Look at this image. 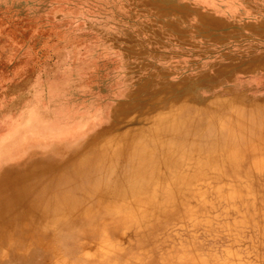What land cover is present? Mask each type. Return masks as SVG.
<instances>
[{"label":"rangeland","instance_id":"1","mask_svg":"<svg viewBox=\"0 0 264 264\" xmlns=\"http://www.w3.org/2000/svg\"><path fill=\"white\" fill-rule=\"evenodd\" d=\"M185 110L198 122L176 129ZM233 112L246 128L218 149ZM263 116L264 0H0V168L108 164L107 192L57 223L18 207L0 264H264ZM27 140L39 150L8 159ZM149 159L153 185L116 197Z\"/></svg>","mask_w":264,"mask_h":264},{"label":"bare ground","instance_id":"2","mask_svg":"<svg viewBox=\"0 0 264 264\" xmlns=\"http://www.w3.org/2000/svg\"><path fill=\"white\" fill-rule=\"evenodd\" d=\"M201 112L205 113V110L201 109ZM187 115H188L187 110L178 114L176 120L172 123V125L174 124L176 129L184 128L185 130H187L189 129L190 127L189 125L191 123H194L195 125V122H198L197 120L194 121V119L190 120ZM243 116L244 113L242 112H233L230 113L229 117L227 118L230 121H227L226 118L223 121L222 119L218 121L217 124L219 125L220 123H222L223 127H221L222 129L220 134L217 135V137H219V141H217L216 143V148L224 149L223 147H226L230 149L232 145L237 143L238 140L236 139L237 137L236 134L238 133L240 137L239 132L241 131V129L246 128L245 127L246 121L243 118ZM247 119H250V117H248ZM253 123H255L256 124L255 126H257V127L254 126L253 130L256 129V131H261V132L264 131V116L259 120V122L255 121ZM209 131L208 133L204 131V133L202 134L204 140L202 141H205L207 137L209 142L211 141V139L217 138L215 137L216 134L212 135ZM243 138L244 137H242V139ZM184 139L186 138H183V140ZM16 141H19V139H17ZM16 144L20 148L19 151H17V153L20 151L22 152H20L19 155H16L14 157H11L13 154L8 155L10 157L8 159L10 160L16 158L17 156L21 158L23 157V155H25L26 156L25 158H27L32 151L39 150L40 147V146L39 147L33 146V149H31L29 147L30 144L28 140L25 141L24 144L23 141H20L19 144L16 142ZM55 146H60V145H56V144L46 145V147L51 148V150H54V152L57 153H61L65 149V147L64 148L62 147L57 150ZM96 147L97 146L94 144V146H92L91 147L92 149L90 150H93ZM142 147L143 145L141 143H134L130 152L133 158H139L140 153L143 152L141 149ZM69 148L70 146L66 147V149ZM75 148H77V145L71 146V149H75ZM212 148L214 147H211V149ZM119 152L120 151H118L117 153L119 154ZM87 153L88 154L85 153L86 155L83 156H78V153L75 155L71 154L72 156L67 158L65 161L61 162V163H69L68 168L67 169L61 168L59 169V172H57L58 167H56V165L59 164L58 163L59 161L57 159L56 161H54L52 157L49 158L30 157L29 159H27L25 163H23L24 167H22L20 171L17 169L18 165H14V163H10V165H8L5 168H0V193L2 191V187H4L5 189L3 190V192L9 190L12 192L11 194L15 197L13 203L10 204L9 206H0V229H2V227L7 221H11L12 218L17 217L16 215L19 212L18 207L20 206L23 207L27 206L26 209L29 213L39 211L43 215L41 219L46 220L47 218H52L53 219L52 221L57 223L58 221H60L61 218H64L63 216H66L65 211L69 207L75 208L74 210H76L77 213L78 208L86 204L87 201L86 198L87 196L85 194L86 190H89L97 194L103 191L107 192V183H108L107 174H105L106 175L105 176L104 175L105 172L104 173L102 172L103 170L102 165H104V167L108 165V164L107 165L104 164L106 158L103 161L105 155L101 154L103 157L97 160L95 159V157L99 155H97L95 152L91 153L88 151ZM110 156L112 157L111 154ZM107 157L109 158V155ZM129 158H127L126 160H128ZM101 162H103V164H101ZM153 163L154 162H152L149 159L148 167L143 170H140L138 168L136 169L133 166L131 168L133 169V172L130 173L131 174L130 179H133V181H131L130 184L126 186V189L121 187V191L118 194H116V197L121 194L123 198V196H125V194L127 193L126 191H129L130 192L129 194H131L134 191H138L142 188L148 189L151 185H153V181L155 179V176H153L152 174L154 169ZM71 166H74L73 171L71 170ZM47 172L50 174V176L47 178L46 181H44L43 175ZM84 183L87 184L85 185ZM124 190H126L125 194L122 195L124 193ZM83 202L84 204L82 205ZM129 202L131 206L132 204L131 202L133 201L129 200ZM23 203L26 204L23 205ZM51 212H54L55 214L53 215L51 214ZM0 235H2V230L0 231Z\"/></svg>","mask_w":264,"mask_h":264}]
</instances>
